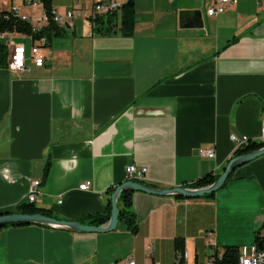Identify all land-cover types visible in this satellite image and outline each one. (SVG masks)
<instances>
[{
	"label": "crops",
	"instance_id": "crops-1",
	"mask_svg": "<svg viewBox=\"0 0 264 264\" xmlns=\"http://www.w3.org/2000/svg\"><path fill=\"white\" fill-rule=\"evenodd\" d=\"M196 1L135 0L132 36L120 29L121 9L112 29L81 19L53 37L43 67L28 59L29 70L15 75L0 64V211L26 203L41 180L34 205L78 220L106 210L130 164L148 168V186H187L224 171L241 147L231 135L260 142L264 0H239L215 18L206 13L212 0H201L203 26L182 27ZM73 2L52 6L65 13ZM17 41L29 52L32 40ZM231 177L211 199L135 192L138 234L120 222L107 233L0 228V264H175L176 240L199 262L212 254L210 242L220 252L253 247L264 240V155ZM85 181L90 190L80 189Z\"/></svg>",
	"mask_w": 264,
	"mask_h": 264
},
{
	"label": "built area",
	"instance_id": "built-area-1",
	"mask_svg": "<svg viewBox=\"0 0 264 264\" xmlns=\"http://www.w3.org/2000/svg\"><path fill=\"white\" fill-rule=\"evenodd\" d=\"M22 5L12 3V0H0V17L1 15L15 14L23 20L29 21L33 25L35 33H39L49 23L48 16L45 12L44 4L41 0H22ZM239 0H212V3L206 5V13L209 17H218L225 13L230 7L236 5ZM123 3L120 0H74L71 8L65 13H60L53 9V21L62 29H74L81 19L91 21L94 24H100L101 19L107 20L108 16L118 13L122 9ZM23 8H32L39 10L41 15L31 16L23 14ZM17 39L32 40L33 44L28 52L25 42L16 41ZM0 42L4 43L9 49L7 69L15 75L28 71V59L37 67H43L47 61V57L42 53L43 47L48 43L45 36L34 37L18 33L17 31H1ZM29 54V55H28ZM231 140L242 146L248 144V136H230ZM260 143L264 146V117L262 119V132L260 135ZM200 154L204 157L214 159L216 151L214 148H204L200 150ZM126 181H134L145 184L148 180V168L130 164L125 170ZM41 180H33L30 184L26 203L34 204L37 201ZM91 181H85L80 185V189L87 191L91 188ZM62 203V199L59 200ZM212 254L204 262L192 260L189 253L184 248L176 247V263L175 264H221L224 259L225 251L220 252L214 250L215 242H210ZM147 254H152V246L147 250ZM123 264H136L133 259L125 260ZM159 264V263H154ZM237 264H264V240L262 246L258 244L250 248H241L238 250Z\"/></svg>",
	"mask_w": 264,
	"mask_h": 264
},
{
	"label": "trees",
	"instance_id": "trees-1",
	"mask_svg": "<svg viewBox=\"0 0 264 264\" xmlns=\"http://www.w3.org/2000/svg\"><path fill=\"white\" fill-rule=\"evenodd\" d=\"M41 1L44 4L45 12L48 16L49 23L39 33L34 32L33 25L31 22L23 20L22 18H20L18 15H15V14H7V17H5L6 14L1 15L0 30L1 31H17L18 33H22V34L34 35V37L45 36L48 42H50L53 39V37L63 35V33L65 32L64 29H62L58 24H56L52 18L53 9H54L52 6V0H41ZM106 19L107 20L101 19L99 23L101 24V26L103 27L105 26L109 30L117 25L116 22L119 20V16L116 13L111 16H108ZM136 23H137V20H136L135 0H128L122 6V11H121L120 29L122 33L126 36H132L135 32ZM237 40L238 38H234L233 40L228 42L224 48L230 46ZM7 59H8L7 47L5 46L4 43L0 42V64L5 65V63H7ZM262 146L263 144L260 142H249L248 144H245L239 147V149L236 152V156L258 150ZM49 169H50V162H47L45 166L44 178L48 177ZM231 176L229 180H231L232 178ZM218 177H219V174L216 175V174L211 173L197 180L196 182L188 184L187 186L195 187V188L206 186L216 181ZM117 187L112 189V191L114 192ZM134 193H135L134 191L125 190L120 194L119 199H118L119 222L121 224H124V226L132 234H138L139 223H138L137 216L133 208V194ZM215 194L216 193L207 194L203 198L211 199L215 196ZM175 197L181 198V199H187L180 195H176ZM6 211L23 212V213H41L47 216L56 217L53 215V213L50 210L36 207L34 204H30V203H23L14 209L6 210ZM111 211H112V204H109L103 213L90 214L88 216L79 218L77 221L90 224V225H97V226L104 225L109 221L110 216H111ZM21 225H30V224H9V225H6L0 228H4L8 226H21ZM262 241L263 240L258 238L257 239L258 245L262 243ZM176 247L184 248V242L182 240H176ZM238 250L239 249L235 246H228L225 250V256H224V259L221 261V264H237Z\"/></svg>",
	"mask_w": 264,
	"mask_h": 264
},
{
	"label": "water",
	"instance_id": "water-1",
	"mask_svg": "<svg viewBox=\"0 0 264 264\" xmlns=\"http://www.w3.org/2000/svg\"><path fill=\"white\" fill-rule=\"evenodd\" d=\"M182 27H202L203 13L201 10H195L191 16L181 18ZM264 155V146L258 150L251 151L232 158L225 166L224 171L219 175L216 181L202 187L175 186L172 188H158L148 186L134 181H125L121 183L111 195L112 211L109 221L104 225H90L77 220L60 219L53 216H47L41 213H23V212H0V227L9 224H35L54 229L67 230L79 233H107L115 231L119 226V205L120 194L125 190L134 192H145L161 196L180 195L187 199L203 198L207 194L216 193L222 189L231 174L239 167L256 158ZM262 246V243L259 244Z\"/></svg>",
	"mask_w": 264,
	"mask_h": 264
},
{
	"label": "rangeland",
	"instance_id": "rangeland-1",
	"mask_svg": "<svg viewBox=\"0 0 264 264\" xmlns=\"http://www.w3.org/2000/svg\"><path fill=\"white\" fill-rule=\"evenodd\" d=\"M195 4H198V6H199V10H201L202 12H204V11H203V7H202V1H201V0H197ZM23 13L25 14V13H28V12L24 11ZM82 20H84V19H82ZM84 22H85L84 25L89 24V22H88L87 20L84 21ZM78 23H79V22H78ZM64 30H65V29H64ZM16 41H17V40H16Z\"/></svg>",
	"mask_w": 264,
	"mask_h": 264
}]
</instances>
